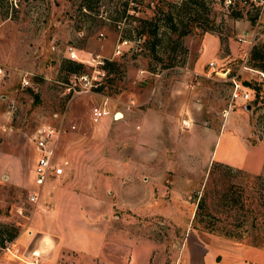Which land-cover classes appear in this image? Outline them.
I'll use <instances>...</instances> for the list:
<instances>
[{
	"label": "rangeland",
	"instance_id": "rangeland-1",
	"mask_svg": "<svg viewBox=\"0 0 264 264\" xmlns=\"http://www.w3.org/2000/svg\"><path fill=\"white\" fill-rule=\"evenodd\" d=\"M180 1L88 0L84 9L82 0H0V25H22L10 59L0 63V223L20 232L34 209L70 195L85 199L83 207L106 203L93 211L121 221L125 236L152 239L148 264H264V245L251 243L264 242V74L250 58L264 40V0H205L195 26L178 36L166 30L163 12ZM237 10L242 15L232 16ZM147 26L158 27L154 47ZM69 47L76 57L67 56ZM65 58L83 67L69 71ZM106 59L114 62L107 68ZM232 77L247 100L232 99ZM93 105L110 113L94 120ZM43 124L60 132L54 161H67L65 175L47 190L35 182L33 135ZM214 162L241 170L221 167L215 177L222 185L208 177ZM229 185L238 201L226 204L221 195ZM124 189V205L153 208L117 207ZM205 189L213 219L240 238L193 226ZM32 191H39L37 201L29 199ZM147 191L154 204L137 200ZM96 225L71 227L62 241L87 248ZM43 237L17 244L39 246ZM13 240L0 246V264L12 262ZM139 255L132 264L144 260ZM56 264H70V254Z\"/></svg>",
	"mask_w": 264,
	"mask_h": 264
},
{
	"label": "crops",
	"instance_id": "crops-1",
	"mask_svg": "<svg viewBox=\"0 0 264 264\" xmlns=\"http://www.w3.org/2000/svg\"><path fill=\"white\" fill-rule=\"evenodd\" d=\"M21 28L22 25L16 23L12 25L9 21H3L0 25V44L3 46L0 47V54L4 55L1 56L0 63H6V60L10 59L13 51L11 44L14 39L21 38ZM65 172L66 170L57 177L48 178L43 184L44 190L52 186L54 181L60 180ZM125 190L123 194L121 190L120 197H117L114 202L117 207L137 213H147L153 208L140 211L124 205V202H127L125 201L127 199ZM139 195H141V198L134 196L138 198V201L155 203L153 202L154 196H149V191ZM85 202L87 201L81 197L78 199L70 197V195L66 197L56 196L55 206H50V208L41 206L34 209L28 217L27 228L17 234L12 242V248L7 247L14 256L12 262L15 261L20 264H56L59 258H64L65 255L70 254V264H132L137 262V257L140 256L139 253L144 252V260L140 264H148L155 244L152 239L133 233L125 236L123 229L120 228L121 221L110 219V216L105 212L99 215L100 211H93L96 208H103L106 203H100L98 207L89 208L90 205H84V207L81 205ZM109 209L111 207L108 208V211H110ZM62 211H70V218H66V220L61 217L57 218ZM164 212V210L161 211V214L170 216V212ZM85 223L97 224L95 226L97 229L96 235L89 237L87 248H81L76 244L67 245L62 241V238H66L68 235L71 227L82 231L85 229L83 227ZM89 225L92 226V224ZM40 232L44 233V237L41 239L39 246L32 244V242L25 246L17 244L19 240L20 242L28 239L32 241L34 236ZM53 238L56 239L53 240ZM107 239L113 243L107 245L109 243ZM71 242L74 243V241Z\"/></svg>",
	"mask_w": 264,
	"mask_h": 264
},
{
	"label": "trees",
	"instance_id": "trees-1",
	"mask_svg": "<svg viewBox=\"0 0 264 264\" xmlns=\"http://www.w3.org/2000/svg\"><path fill=\"white\" fill-rule=\"evenodd\" d=\"M238 1V0H237ZM85 4L88 5V0H82L81 5L85 7ZM206 1L205 0H181L179 3H172L167 5L165 11L163 12V18H164V25L166 27V30H169L170 32H176L178 31V36H182L186 34L191 27L195 26V21L199 17V10L205 8ZM89 6V5H88ZM86 8V7H85ZM259 7L256 11H258ZM241 11H232V16L239 17L241 16ZM188 17L191 19V23H188L189 27L187 26V23L184 22L185 17ZM258 16V12H255L254 14H250L248 16V19L253 23ZM149 24H151L149 22ZM148 34L153 35L155 38L151 42V47H154L155 43H158V27L154 26L152 29L147 26V29H145ZM207 30V29H205ZM250 58L254 60V65L258 66L261 71H264V40L260 45H254L250 51ZM113 61H109L108 59L105 60L104 67L107 68L108 64H113ZM63 67L69 71L72 72H79V70L83 67L82 62L76 61L74 59L65 58ZM244 84L251 86L253 88V85H251L248 81H244ZM258 90V89H257ZM221 167L225 168L226 171H234L236 167H233L232 165L226 163V162H214L209 170H208V177H210V181L214 182H224V178L215 177V174L217 175V171L221 170ZM238 170H241L239 168H236ZM260 178H263L262 176L258 175ZM207 177V178H208ZM209 182V181H208ZM223 182L221 184L223 185ZM207 181L205 182L204 188L208 187ZM226 190V191H225ZM224 192L221 195V199L224 200L226 204L237 202L238 199H236L235 196H233L232 191V185H229V187L225 188ZM209 192L207 189L203 190L202 193L199 195L194 215L192 217V224L194 227L204 229L209 232L213 233H219L222 235H225L227 237L232 238H240L239 235L235 234L232 229L227 227L223 223H217L213 218L212 213L209 211ZM263 204H264V198H263ZM19 233L18 228L15 225L12 224H5L0 223V246H4L7 242L13 240L17 234ZM251 243L253 245H264V242L258 239V237H254L251 240Z\"/></svg>",
	"mask_w": 264,
	"mask_h": 264
},
{
	"label": "built area",
	"instance_id": "built-area-1",
	"mask_svg": "<svg viewBox=\"0 0 264 264\" xmlns=\"http://www.w3.org/2000/svg\"><path fill=\"white\" fill-rule=\"evenodd\" d=\"M83 8L85 9V7ZM125 42L126 40H122L120 44ZM67 56L74 58L76 57V53L75 51H70L69 47ZM210 64H213V62L210 61ZM248 68L249 70H257L251 67ZM258 72L260 74H264L261 70H258ZM23 83H28L27 78L23 79ZM232 83V99H241L244 101L247 100L249 98L248 91L241 89L240 83H238L234 77H232ZM109 113L110 111L105 106L93 105L91 107V115L94 120L104 117ZM59 140L60 132L51 124H43L42 126L38 127L33 135V143L37 152L35 182L40 186H42L48 178L57 177L64 173L67 161L65 159H61L58 163L54 161V157L57 154ZM38 196L39 191H32L29 194V199L31 201H37Z\"/></svg>",
	"mask_w": 264,
	"mask_h": 264
},
{
	"label": "water",
	"instance_id": "water-1",
	"mask_svg": "<svg viewBox=\"0 0 264 264\" xmlns=\"http://www.w3.org/2000/svg\"><path fill=\"white\" fill-rule=\"evenodd\" d=\"M247 107H249V104H246Z\"/></svg>",
	"mask_w": 264,
	"mask_h": 264
}]
</instances>
